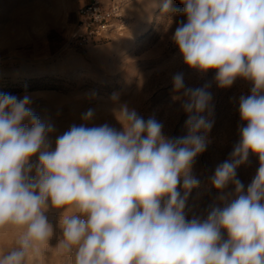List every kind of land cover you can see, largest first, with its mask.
Here are the masks:
<instances>
[{"label":"clouds","instance_id":"9594fccd","mask_svg":"<svg viewBox=\"0 0 264 264\" xmlns=\"http://www.w3.org/2000/svg\"><path fill=\"white\" fill-rule=\"evenodd\" d=\"M181 3L187 22L173 39L184 63L216 70L221 88L237 77L253 83L251 94L239 100L247 122L241 140L212 177L218 190L234 183L237 198L206 220H186L187 196L199 185L190 168L206 150L213 121L211 94L186 88L182 74L173 77L174 87L184 90L182 109L195 115L186 121L188 134L175 140L162 135L154 118L145 121L124 106L122 132L106 124L73 125L49 150L53 127L31 111L32 98L0 93V229H23L0 264H26L29 253L48 242L49 203L73 211L60 217L59 244L64 254H74V264H264V0ZM170 7L165 0L163 11ZM249 153L260 164L245 194L236 170Z\"/></svg>","mask_w":264,"mask_h":264},{"label":"rangeland","instance_id":"374dc122","mask_svg":"<svg viewBox=\"0 0 264 264\" xmlns=\"http://www.w3.org/2000/svg\"><path fill=\"white\" fill-rule=\"evenodd\" d=\"M88 1L0 0V93L32 98L31 111L53 127L47 136L49 150H55L57 137L73 125L106 124L122 132L119 117L124 106L145 121L154 118L163 125L162 135L175 140L188 134L186 121L195 115L182 109L184 90L174 87L173 77L182 74L186 88H204L212 97L207 147L190 168L199 185L189 192L184 208L186 220H206L214 208L222 209L238 195L234 183L218 190L212 177L241 140L240 129L247 122L240 118L239 100L251 94L252 81L237 77L230 87L221 88L216 70L202 72L184 63L173 39L177 27L187 22L181 0H171L167 12L165 0H125L124 27L78 47L71 35L78 10ZM90 110L93 115L86 120ZM30 163H38V154ZM259 164L258 156L249 153L236 170L245 194ZM63 212L49 203L45 216L53 234L29 253L26 264H74V254H64L59 244ZM71 214L68 206L64 215ZM221 231L227 239L226 230ZM22 234L21 228L0 229V255L16 248Z\"/></svg>","mask_w":264,"mask_h":264},{"label":"built area","instance_id":"2783aa9c","mask_svg":"<svg viewBox=\"0 0 264 264\" xmlns=\"http://www.w3.org/2000/svg\"><path fill=\"white\" fill-rule=\"evenodd\" d=\"M125 5V0H89L78 10L71 42L82 47L120 31L127 22Z\"/></svg>","mask_w":264,"mask_h":264}]
</instances>
